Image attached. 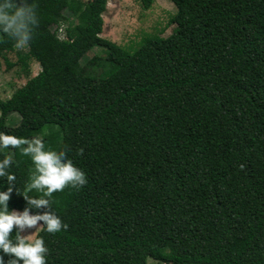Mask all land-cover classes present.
I'll use <instances>...</instances> for the list:
<instances>
[{
    "label": "trees",
    "instance_id": "16d2710c",
    "mask_svg": "<svg viewBox=\"0 0 264 264\" xmlns=\"http://www.w3.org/2000/svg\"><path fill=\"white\" fill-rule=\"evenodd\" d=\"M107 1L27 0V79L0 99V134L64 148L87 182L36 208L22 195L30 156L0 148L15 175L0 177L8 211L67 225L50 234L38 221L46 264H264V0H168L170 35L132 52L100 36ZM15 47L0 33V70Z\"/></svg>",
    "mask_w": 264,
    "mask_h": 264
},
{
    "label": "clouds",
    "instance_id": "9594fccd",
    "mask_svg": "<svg viewBox=\"0 0 264 264\" xmlns=\"http://www.w3.org/2000/svg\"><path fill=\"white\" fill-rule=\"evenodd\" d=\"M35 16L32 7L27 0H0V33L15 37L17 47H22L30 38V26L35 24ZM27 145V147H22ZM19 148L24 156H30L34 166L35 174L29 178L22 195L28 203L36 208L49 204V199L54 192L62 191L65 187L79 188L87 180L84 171L77 167L71 158H66L64 148L46 149L42 139L33 138L31 141L11 135L0 134V148ZM82 151V150H81ZM7 156L0 161V177L6 176L8 181L15 179L13 173H5L4 168L10 163ZM36 189L42 193L39 198H30L26 193ZM0 191V251L5 254H12L13 259L7 264H46L44 255L48 249L45 246L43 237L32 235L21 238L16 235V242L10 239V233L15 225L18 230L25 227L31 228L38 221H43L44 231L50 234L58 233L67 225H64L59 216L52 213L29 215L26 208L22 213L9 212L7 201L8 192ZM0 264H5L3 257H0Z\"/></svg>",
    "mask_w": 264,
    "mask_h": 264
},
{
    "label": "rangeland",
    "instance_id": "374dc122",
    "mask_svg": "<svg viewBox=\"0 0 264 264\" xmlns=\"http://www.w3.org/2000/svg\"><path fill=\"white\" fill-rule=\"evenodd\" d=\"M174 10L173 5L168 0H154L147 10L142 8L138 0H108L106 10L102 14L103 28L100 36L132 52L137 48V44L146 34L156 33L160 34L162 37L169 36L174 28V25H169ZM72 23L75 24V20H72ZM58 37V40L62 41L64 39L63 33H59ZM17 52L26 54V49L23 47H15L13 53L8 54L7 58L9 62L16 64L12 70H5V65L2 62L0 70L1 100L9 98L15 89L26 82L27 77L17 63ZM96 52L97 51L94 50L85 56L81 63L84 64L87 60L94 57L93 54ZM29 67L31 70L30 76L36 75L41 69L40 65L34 61L29 63ZM9 120L10 125H16L19 117L16 114H12ZM40 227L38 222L31 228L25 227L19 230L20 237L26 239L27 236L32 235V237L35 238ZM148 264L159 263L148 261Z\"/></svg>",
    "mask_w": 264,
    "mask_h": 264
}]
</instances>
